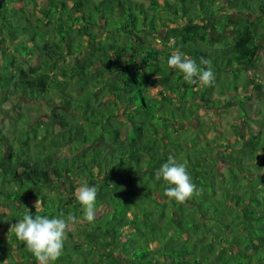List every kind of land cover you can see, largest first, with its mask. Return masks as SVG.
<instances>
[{
  "label": "trees",
  "instance_id": "16d2710c",
  "mask_svg": "<svg viewBox=\"0 0 264 264\" xmlns=\"http://www.w3.org/2000/svg\"><path fill=\"white\" fill-rule=\"evenodd\" d=\"M262 39L264 0H4L0 108L21 93L50 112L0 119V264H37L12 224L82 220L84 182L95 220L69 224L54 264H264ZM176 50L209 61L214 84L169 68ZM56 92L65 108L48 104ZM216 93L239 104L233 140L205 136ZM170 156L199 189L183 203L155 179Z\"/></svg>",
  "mask_w": 264,
  "mask_h": 264
},
{
  "label": "clouds",
  "instance_id": "9594fccd",
  "mask_svg": "<svg viewBox=\"0 0 264 264\" xmlns=\"http://www.w3.org/2000/svg\"><path fill=\"white\" fill-rule=\"evenodd\" d=\"M200 67L195 60L180 52L174 51L167 59L169 68L178 70L186 82L198 80L203 86H211L215 81V72L209 61L201 59ZM155 179L166 182L165 192L169 198L183 203L199 192L192 181L187 165L168 157L155 171ZM75 199L82 206V220L75 216H48L25 213L22 219L12 224L15 237L23 241L26 248L35 257L37 264H54L63 254L67 239V229L70 223L88 222L95 220V200L97 187L87 182L81 183L76 189Z\"/></svg>",
  "mask_w": 264,
  "mask_h": 264
},
{
  "label": "rangeland",
  "instance_id": "374dc122",
  "mask_svg": "<svg viewBox=\"0 0 264 264\" xmlns=\"http://www.w3.org/2000/svg\"><path fill=\"white\" fill-rule=\"evenodd\" d=\"M143 1L145 4H147V0H140ZM29 6H31V4H29ZM37 14H39V12H37ZM229 27H224L222 28L220 31L217 32L220 35H224L227 34V30H229ZM213 35H215V32L212 33ZM230 34V33H229ZM260 43H264V39H262V41ZM4 47L7 46V43L5 42ZM158 46V44H157ZM13 50L12 46H8L7 47V51L11 52ZM263 52V51H262ZM17 57L18 58H22V56H19V54L17 53ZM37 58H35L34 56L32 57V61H35ZM259 62V61H258ZM2 59H1V53H0V66H2ZM260 64V62H259ZM263 65H264V61H263ZM258 65L255 64V67H253L252 69H249L248 71L250 72V77L251 76L253 70L257 67ZM255 75L258 74L259 77H261L263 74L260 73L258 71V73H254ZM261 75V76H260ZM262 82L261 81H255L254 79H252L250 81L249 87L248 89L245 91L249 94L251 93H257L260 90V87H262ZM60 92H56L55 94H53V96L48 100L50 101L48 104H50L53 107H63L65 108V106L62 103V99L61 97L58 96ZM1 94V91H0ZM62 94L60 93V96ZM233 94H226V95H218L216 93V98H219L220 100V104L221 107L219 108V112L218 113H214L212 111L206 113L205 115V122H207V124H212V126L215 125L214 129H208L206 131V137L207 138H211L213 137L216 133L218 134H225L228 138H230L231 140H233L235 138V131L232 128V123H238L241 125V120L237 117L238 116V111L240 110L239 104L235 101L234 97L232 96ZM24 96L21 93H18L16 95H12L10 96L6 101H4V104H2L3 106L0 108V119H2L3 117H5L6 115V111H8V113H10V111H17L16 114L18 112L22 113V114H26L28 115L29 113L31 115H44L45 117L48 115V113L50 112L48 106L46 103H42L39 101H29L28 99L24 98L25 100H27V102L24 101ZM53 100V101H51ZM253 100H250V103ZM61 102V103H60ZM253 105L250 108H254L255 105H258L255 101H253ZM251 109V110H252ZM253 111H251V115L253 116L252 119H258V114L256 113H252ZM7 113V115H8ZM14 114V115H16ZM29 114V115H30ZM204 114V113H202ZM8 120L5 117L4 123L3 124V129H6V124H7ZM17 125L21 124V123H16ZM254 124V123H253ZM255 125V124H254ZM254 125H252L254 127ZM9 133V132H6ZM10 134V133H9ZM37 142H39V140H36ZM36 143V142H35ZM37 144V143H36ZM39 145V144H38ZM32 146V145H31ZM34 147V146H33ZM36 147V145H35Z\"/></svg>",
  "mask_w": 264,
  "mask_h": 264
},
{
  "label": "water",
  "instance_id": "95a60500",
  "mask_svg": "<svg viewBox=\"0 0 264 264\" xmlns=\"http://www.w3.org/2000/svg\"><path fill=\"white\" fill-rule=\"evenodd\" d=\"M3 1H4V0H0V7L2 6Z\"/></svg>",
  "mask_w": 264,
  "mask_h": 264
}]
</instances>
